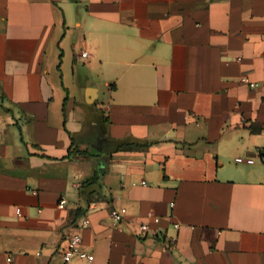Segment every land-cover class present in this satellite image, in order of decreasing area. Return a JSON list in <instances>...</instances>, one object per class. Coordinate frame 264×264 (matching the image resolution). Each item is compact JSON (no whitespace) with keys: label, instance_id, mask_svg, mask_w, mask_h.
Masks as SVG:
<instances>
[{"label":"crops","instance_id":"obj_1","mask_svg":"<svg viewBox=\"0 0 264 264\" xmlns=\"http://www.w3.org/2000/svg\"><path fill=\"white\" fill-rule=\"evenodd\" d=\"M73 233L96 264H264V0H0V264Z\"/></svg>","mask_w":264,"mask_h":264},{"label":"built area","instance_id":"obj_2","mask_svg":"<svg viewBox=\"0 0 264 264\" xmlns=\"http://www.w3.org/2000/svg\"><path fill=\"white\" fill-rule=\"evenodd\" d=\"M88 51H84L82 53L83 57H87L88 56ZM244 81H249L248 79L244 78ZM252 87H255L256 84L251 83ZM66 199L62 198V200L60 201L59 206L60 207H64L66 204ZM17 214L21 215L22 214V210L21 208H17ZM127 208L126 207H122V208H118V209H113L111 212V216L114 220L115 223H121L125 217L127 216ZM161 218L157 215H155L153 212H148L147 213V221H143L140 224L139 230L140 233L145 235L150 231V223H155L158 224L160 223ZM82 225L83 226H89L90 225V219L88 217L84 218L82 221ZM174 226L176 228H180V224L179 223H175ZM172 241H176V237L172 238ZM62 254V259L64 261V264H74V261L76 259H80V260H84L86 261L88 264H96V256L94 254V252L92 251H88L83 247V240H82V236L79 233H73L69 239H68V244L67 246L62 250L61 252ZM9 260H12V258L10 257Z\"/></svg>","mask_w":264,"mask_h":264},{"label":"water","instance_id":"obj_3","mask_svg":"<svg viewBox=\"0 0 264 264\" xmlns=\"http://www.w3.org/2000/svg\"><path fill=\"white\" fill-rule=\"evenodd\" d=\"M93 92H94V89H89L88 90V95L90 96L91 99L93 97Z\"/></svg>","mask_w":264,"mask_h":264}]
</instances>
